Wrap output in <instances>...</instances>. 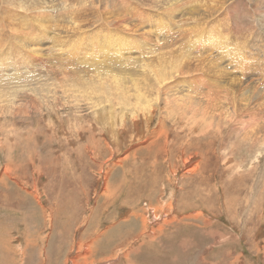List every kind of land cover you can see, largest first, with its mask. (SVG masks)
Instances as JSON below:
<instances>
[{
    "label": "rangeland",
    "instance_id": "obj_1",
    "mask_svg": "<svg viewBox=\"0 0 264 264\" xmlns=\"http://www.w3.org/2000/svg\"><path fill=\"white\" fill-rule=\"evenodd\" d=\"M30 1L0 0V58L8 61L9 53L29 57L31 50L16 42L20 30L40 45L36 54H41L34 65L28 60L25 72L4 75L0 66V78L7 81L0 83V100L5 92L14 94L10 88L18 84L17 104L12 105L22 106L11 113L0 110V264H264V148L256 166L247 165L254 148L231 130L239 119L243 127H253L258 140L264 139V113L258 114L264 108V0H194L197 8L211 13L195 14L199 29L192 32L185 29L194 23L179 17L183 21L167 38L160 30H168L169 22L153 1L46 0L49 7L38 18H33ZM181 1L186 9L188 0ZM110 8L121 12L129 31L111 25ZM202 36L243 50L244 58L231 61L235 53L220 48L221 43L209 51L199 41ZM168 50L176 55L173 64L156 62ZM185 54L194 57L184 60ZM96 72L105 78L116 75L125 84L145 77L155 102L162 80L160 92L174 88L173 93L197 106L205 86L210 87L208 97L215 94L211 82L218 80L220 112L212 114L208 128L201 132L197 125L193 131L186 128L191 112L182 114L172 105L154 155L143 149L147 144L123 137L113 145L102 125H88L92 117L84 98L77 100L78 119L73 111L54 110L71 99L62 92L64 86L74 92L87 89ZM188 84L192 94L184 90ZM33 85L50 90L33 94L26 90ZM243 88L252 91L247 101L239 99ZM45 93L51 99L43 104L36 98ZM235 101L241 109L235 110ZM65 113L73 129L61 130L58 122ZM154 113L151 126L158 124ZM224 152L233 158L229 164Z\"/></svg>",
    "mask_w": 264,
    "mask_h": 264
},
{
    "label": "bare ground",
    "instance_id": "obj_2",
    "mask_svg": "<svg viewBox=\"0 0 264 264\" xmlns=\"http://www.w3.org/2000/svg\"><path fill=\"white\" fill-rule=\"evenodd\" d=\"M18 1V0H17ZM30 1V0H29ZM98 1V0H97ZM138 1V0H137ZM149 1H153V2H156L157 4H159L160 8H159V12H162L168 22H169V25L166 26L168 27V30H160L162 32V36L167 38L168 34L170 33L169 31H171L172 29L176 28L178 26V23L180 24V21L182 20L183 21V18H179V17H184V19L186 21H188L186 24L188 23H194L192 25V27H189V28H186L185 30H190L191 32L192 31H196L198 30L199 28L196 27L197 25V17L195 14L197 15H200V14H205L207 16V14L211 13V9L210 8H201L199 5V8H197L196 6V2L194 3V0H189L187 1L188 2V5L186 7V9H183L182 5H181V0H149ZM47 1L46 0H31L30 3H31V7H29L31 10H33V18H38L39 16L38 15H42V17L44 16V14L46 13L44 8L48 5H45ZM95 2V1H94ZM107 2V1H106ZM187 2H184V3H187ZM110 3V2H109ZM139 3V1H138ZM17 4V3H16ZM47 4V3H46ZM45 5V6H44ZM108 5V3H107ZM110 5V4H109ZM147 5V3H146ZM145 5V6H146ZM214 5V4H212ZM148 6V5H147ZM205 6V5H204ZM206 6H209V5H206ZM49 7V6H48ZM111 7H113V4L111 5ZM18 8V7H17ZM115 8V7H114ZM213 8V6H212ZM111 11L109 12L110 13V16L108 17L107 20H110L111 22V25H114L116 28H121L124 27L126 28L125 31H129L127 30V26H125V20L124 19H121L120 18V14L121 12H116L113 10V8H110ZM134 8H130L129 10H132ZM181 12V13H180ZM185 16H188V17H185ZM211 16V15H210ZM41 17V18H42ZM206 18V17H204ZM212 18V16H211ZM46 20V19H45ZM184 20V21H185ZM41 21V20H39ZM105 21V20H104ZM176 23L177 22V25L176 26H173V22ZM37 22V20H36ZM42 23V22H41ZM17 24V23H16ZM108 24V23H106ZM109 25V24H108ZM110 26V25H109ZM130 26V25H129ZM189 26V25H188ZM133 27V25H132ZM148 27V26H147ZM164 27V26H163ZM18 28H20L18 26ZM131 28V26L129 27ZM118 29V30H119ZM143 29V28H142ZM116 30V29H115ZM21 32V35L20 36H17L18 40L16 42H20V45L23 44L24 47H26V49H30L31 51H29V57L26 56V55H20V58H17V57H14L11 55V53L7 54V59L8 61H4L3 58H0V66L1 65H4V75H8V73L10 72H14V73H17L19 71H22L23 69H28V64L31 63V61H28V60H32V65H34V58L36 57H39V55H41L40 53L39 54H36V51L39 49L38 47H40V45L38 46V43H36V41L34 42V44L31 42L28 41V39L26 38L27 37V33H24L22 30H20ZM173 32L175 31L172 30ZM169 32V33H168ZM202 32V31H201ZM204 32V31H203ZM15 33V32H14ZM17 34V33H16ZM15 34V35H16ZM40 34V33H39ZM193 34H196V33H193ZM209 34V33H208ZM35 35V34H34ZM32 35V36H34ZM38 35V34H36ZM124 35V34H123ZM189 35V34H188ZM187 35V36H188ZM97 36V35H96ZM190 36V35H189ZM193 36V35H192ZM197 36V35H195ZM28 37L29 34H28ZM37 37V36H36ZM132 37V36H131ZM158 37V36H157ZM194 37V36H193ZM199 37V36H198ZM206 37V39H205ZM86 38V37H85ZM159 38V37H158ZM202 39H199V41H204V43H207L209 46H208V50L210 51L211 49H213V47L215 45L218 44V46H220V43L219 41L217 40H212L211 38H209L208 36H202L201 37ZM16 39V38H15ZM39 39V38H38ZM80 39V38H79ZM91 39V38H90ZM111 39V38H110ZM161 39V38H160ZM32 40H35V38H33ZM93 40V39H92ZM109 40V39H108ZM81 41H82V38H81ZM86 41V40H85ZM124 41V40H123ZM96 42V40H95ZM133 43V42H132ZM83 44V43H82ZM88 44V43H87ZM113 44V43H112ZM202 44V43H201ZM222 47L220 48H226L229 53L232 55L234 52L235 55H232L231 56V61L233 60H236L240 63L241 59L244 58V51L241 50V49H238V50H234L233 48L232 49H228L227 48V45H223L221 43ZM114 46V44H113ZM125 46V45H124ZM169 46L171 45H165V48H169ZM180 46V45H179ZM178 46V47H179ZM194 46V45H193ZM253 46V45H252ZM32 47V48H31ZM42 47V46H41ZM91 47V46H90ZM181 47V46H180ZM20 48V47H19ZM95 48V47H94ZM118 48V47H117ZM133 48V47H132ZM183 48V47H182ZM211 48V49H210ZM42 49V48H41ZM93 49V48H92ZM44 50V49H43ZM107 50V49H106ZM113 50V49H112ZM27 51V52H28ZM83 51V50H82ZM115 51H120V49H117ZM202 51V50H201ZM20 52V51H19ZM182 52V51H180ZM22 53V51H21ZM203 53V52H202ZM206 53V52H205ZM218 54V52H217ZM229 54V55H230ZM69 55V54H68ZM83 55V54H82ZM187 59H185L184 57V60H189V58H193L192 56L190 55H187ZM200 55V54H198ZM213 55V54H212ZM211 55V57H212ZM16 56V55H15ZM47 56V55H46ZM175 54L172 50H168L166 52H163L161 53L157 58H156V62H160L161 65L164 63V65L168 64V62H171L173 64V61H174V58H175ZM197 56V55H196ZM235 56V58H234ZM249 56V55H247ZM148 57V56H147ZM146 57V58H147ZM189 57V58H188ZM198 57V56H197ZM201 57V56H200ZM204 57V56H203ZM208 57V55H207ZM219 57L220 58H223L222 56H220V53H219ZM99 58V57H98ZM229 58V57H228ZM258 58V57H257ZM150 59V58H148ZM201 59V58H200ZM207 59V58H205ZM194 60V59H192ZM198 60V59H197ZM204 59H202L203 61ZM208 60L211 61V59L208 58ZM215 60L217 61V59L215 58ZM168 61V62H167ZM213 61V60H212ZM211 61V62H212ZM151 62H153V60H151ZM189 62V61H188ZM188 62H185V63H188ZM218 62V61H217ZM221 62V61H220ZM258 62V61H257ZM97 63V62H96ZM148 63H150V60L148 61ZM155 63V62H154ZM184 63V64H185ZM192 63V62H191ZM198 63V61H197ZM208 63V62H206ZM237 63V65L239 64ZM151 64V63H150ZM150 64H146L147 69L150 70L151 69V65ZM194 64V63H193ZM200 64V63H199ZM222 64V63H221ZM242 64V63H241ZM245 67H248L246 65V63H243ZM106 65V64H105ZM178 65V64H177ZM214 65V63H213ZM235 65V64H234ZM58 66V65H57ZM109 66V65H108ZM143 66V64H142ZM169 66V65H168ZM203 66V65H202ZM232 66V64H231ZM153 67V66H152ZM218 67V65L216 66ZM222 67V65H221ZM95 68V67H94ZM102 68V67H101ZM104 68V67H103ZM111 68V67H110ZM144 68V67H143ZM244 68V67H243ZM25 69V70H26ZM57 69V68H56ZM100 69V68H99ZM106 71H107V68H105ZM142 69V68H141ZM203 69V68H202ZM215 69V68H214ZM234 69V68H233ZM232 69V70H233ZM236 69V68H235ZM234 69V70H235ZM102 70V69H101ZM217 70V69H216ZM218 70H219V67H218ZM2 71V70H1ZM66 71V70H65ZM100 71V70H99ZM110 71V70H109ZM144 71V70H143ZM169 71V70H168ZM201 71V69H200ZM23 72H25L23 70ZM142 72V71H141ZM146 72V71H145ZM174 72V71H173ZM203 72V71H202ZM211 72V71H210ZM27 73V72H26ZM66 73V72H65ZM97 76L95 79H92L90 81V83L88 84L89 85V88L87 89H80L76 92L74 91H71L70 89L66 88L64 85L63 87V90L62 92L69 98H71L73 100L69 102L66 101V103H60L58 102V106H56L54 108L55 112H57L58 109L62 108L64 109V112L65 110L67 109L70 110V111H73L74 112V115L75 117L78 119L80 115H78L77 111H80V107H79V103L77 102V100L79 99V97H82L86 100V105L88 106L87 109L89 108L90 111H89V115L90 117H92V120H90L92 123H89L88 121V125L90 126H96V127H99V124L103 126V131L106 135V140L108 139L110 141V143H112L113 145H120V142H119V139L121 137H123V139L127 138L128 143H131L133 142L134 144H147L145 147H143V149L145 148V150L147 151H151L152 155L156 154L157 153V149H159L158 146H160L159 144L156 145L158 143V137H160L159 135L161 133H163V128L165 126V119H169V113H170V110L172 111L171 107L172 105L175 107L174 110L176 109L178 111L179 107L181 108L182 110V114H184L185 112L187 111H190L191 112V115L190 117L188 118L187 121L188 122V126L186 127L187 129H190V130H193L194 131V127L199 125V131L202 132L203 129L208 128L209 124L212 123L211 121V116L212 114L215 112V111H219V109H217L218 107L216 106V102L219 98L218 96V86L220 85V81L218 80H215L213 83L211 82L212 84V88L214 90V95L212 97H208L209 94H208V89L210 87L208 86H205V89L206 91H204L205 93L203 95V97H200L199 98V106H197V104L195 105H192L191 103H186L185 102V98L178 92H172V91H168L169 93L165 92V91H162L160 92V84L163 82L162 80L159 81L160 84H157L156 85V89H155V99H156V102L160 101L158 104H155L156 102L153 101L152 98L149 97V94H150V91H151V87H150V82L148 81V79H146L145 77H142V81L140 83L138 82H132V79H130V81L128 83L125 84L124 81H122L119 77H117L116 75H110L108 74V77H103L101 75V73H103L101 71V73L99 72H96ZM152 73V71L150 72V74ZM181 73V72H180ZM193 73V72H192ZM219 74L222 75V73L220 71H218ZM29 74V73H28ZM67 74V73H66ZM114 74V73H112ZM149 74V71L148 73ZM146 74V75H147ZM182 74V73H181ZM201 74V73H200ZM26 75V74H24ZM24 75H20L21 78L22 76ZM69 75V74H68ZM67 75V76H68ZM142 75V74H141ZM20 76H17V77H20ZM160 76V75H159ZM171 76V75H169ZM67 78V77H66ZM70 78V77H68ZM78 78V77H77ZM155 78V77H154ZM204 78V77H203ZM209 78V77H208ZM212 78V77H211ZM61 79V77H60ZM199 79V78H198ZM6 81V79H2L0 78V83L2 81ZM26 80V79H25ZM62 80V79H61ZM65 80V77L64 79ZM71 80V79H70ZM77 80V79H76ZM90 80V79H89ZM185 80V79H184ZM22 81V80H21ZM66 81V80H65ZM64 81V82H65ZM176 81V80H175ZM7 82V81H6ZM70 82V81H69ZM85 82V80H84ZM89 82V81H87ZM62 83V82H61ZM61 83H59L58 85H60ZM150 85H149V84ZM68 84V83H67ZM70 84V83H69ZM74 84V83H73ZM77 84V83H76ZM84 84V83H83ZM131 84V85H129ZM167 84V83H166ZM169 84V83H168ZM167 84V85H168ZM181 84V83H179ZM24 85V84H23ZM145 85H148V86H145ZM177 85V83H176ZM19 85L17 84L16 85V89H14L13 87L10 88V91L11 93L19 90L20 87H18ZM21 86V84H20ZM34 86V85H33ZM73 86V85H71ZM171 86V85H170ZM188 86L190 87H186L184 90L185 91H189V94H192V89H191V86L192 84H188ZM231 86V85H230ZM240 84L238 83V85H236L237 88H239ZM52 87V86H51ZM69 87V85H68ZM87 87V86H86ZM229 87V86H228ZM56 88V87H55ZM74 88H77L76 86ZM224 88V87H223ZM226 88V87H225ZM253 88V87H251ZM49 89V88H47ZM46 88H42L41 86H34V87H26V90L30 91L31 93L33 94H40L41 92L40 91H47ZM59 89V88H58ZM61 89V88H60ZM163 89V88H162ZM167 89V87H166ZM249 89V88H248ZM247 89V90H248ZM50 90V89H49ZM75 90V89H74ZM229 90V89H228ZM237 90V89H236ZM246 89H241L240 92H239V96L241 98L240 101H247V98L248 96H250V92H252L251 90L249 91V94L247 92ZM261 90V89H260ZM264 90V88H263ZM227 91V89H226ZM257 91V90H256ZM5 92V91H3ZM258 92H261V91H258ZM2 93V92H1ZM6 93L8 92H5V95L2 96L4 98H2V100H0V110L2 111H5L6 112H9L11 113L13 110H16V109H19L21 110V107L18 106V105H12V104H15L16 103V100L14 101L15 97H14V94L12 95H6ZM264 93V92H263ZM9 94V93H8ZM30 94V93H29ZM53 94V93H52ZM57 94V93H56ZM238 94V92H237ZM248 94V95H247ZM55 95V94H54ZM257 95V94H256ZM262 95V93H261ZM51 96V95H50ZM49 95H46L45 93V96L43 95H38L37 96V100L40 102V103H43L45 104L46 102H48L51 98H50ZM192 96V95H190ZM235 96V94L233 95ZM233 96H231V99L233 98ZM60 99L61 97L58 96ZM64 97V96H63ZM194 97V96H193ZM236 97V96H235ZM252 96H250L251 98ZM257 98V97H256ZM260 98V97H259ZM258 98V99H259ZM17 99V98H16ZM68 99V98H67ZM236 99V98H235ZM257 99V101H258ZM262 99V98H261ZM260 99V100H261ZM264 99V97H263ZM56 100V99H55ZM62 100V99H61ZM250 100V99H249ZM253 100V99H251ZM58 101V100H57ZM63 101V100H62ZM228 101V100H227ZM231 101V100H230ZM80 102V101H79ZM155 102V103H154ZM229 102V101H228ZM236 102V101H235ZM253 102V101H252ZM263 102V100L261 101ZM153 103L155 104L156 108H151ZM232 103V102H231ZM246 103V102H245ZM243 103V104H245ZM17 104V103H16ZM35 100H31L30 101V106L35 108ZM57 104V103H56ZM84 104V103H82ZM252 104V103H251ZM260 104V103H258ZM49 105V104H47ZM222 105V103H221ZM220 105V106H221ZM228 105V104H227ZM236 105H237V108L235 110H237L238 108L241 109V102H236ZM246 105V104H245ZM244 105V106H245ZM249 105V103H248ZM262 105V104H261ZM260 105V106H261ZM9 106H13L12 109H9ZM154 106V107H155ZM254 106V105H253ZM264 106V105H263ZM225 109V107H223ZM222 108V109H223ZM235 108V107H234ZM221 109V108H220ZM227 109V108H226ZM251 109V108H250ZM256 109V108H255ZM53 110V109H52ZM173 110V112H174ZM229 110V109H228ZM246 110V109H245ZM249 110V109H248ZM223 111V110H222ZM224 111H227V110H224ZM223 111V113H224ZM230 111V110H229ZM247 111V110H246ZM250 111V110H249ZM155 112V113H154ZM176 112V111H175ZM180 112V111H179ZM220 112V111H219ZM155 114V116L157 117V121H158V124H152L153 120H152V114ZM253 113V112H252ZM264 113V108H260L258 110V114L259 115H262ZM16 114V113H14ZM18 114V113H17ZM58 114V113H56ZM61 114H63V112H61ZM66 114V113H65ZM172 114V113H171ZM229 114V113H228ZM176 115V114H175ZM188 115V116H189ZM223 115V114H222ZM226 115V113H225ZM235 115V114H234ZM253 115V114H252ZM187 116V117H188ZM214 116V115H213ZM229 116V115H227ZM247 116V114H246ZM68 115L66 114L64 117H63V121L64 119L67 121L65 123L62 124V122H58L60 124V127H61V130H62V127H69L70 126V123H69V120H68ZM155 117V118H156ZM181 117V116H180ZM216 117V115H215ZM221 117V116H220ZM219 117V118H220ZM230 117V116H229ZM228 117V118H229ZM255 117V116H254ZM258 118L260 116H257ZM154 118V119H155ZM174 118V117H173ZM179 118V117H177ZM217 118V119H219ZM223 118V117H222ZM225 118V117H224ZM223 118V119H224ZM227 118V117H226ZM227 118V119H228ZM232 118V117H230ZM256 118V119H258ZM60 119V118H59ZM221 119V118H220ZM219 119V120H220ZM235 119V118H233ZM242 119V118H241ZM262 119V118H261ZM264 119V118H263ZM181 120V118H180ZM179 120V122H180ZM231 120V119H230ZM251 120H254L253 118H251ZM250 120V121H251ZM183 121V120H182ZM185 121V120H184ZM211 121V122H210ZM229 121V120H228ZM227 121V122H228ZM79 122V121H78ZM232 122V120L230 121ZM243 121H240L239 119H237V121L232 124H234L232 127H231V130L233 129L234 132H238L240 133V136L242 137V139H246L247 140V145L254 148V150L252 151V153L249 155V159H248V163L247 165L251 166L252 164L254 166L255 165V162L260 158V154H261V149H263L264 147H262V145H264V139L262 138V140H258L257 138L258 137H255L254 135V129L251 125H247L245 127H243ZM255 122V121H254ZM262 122V121H261ZM259 122H257L256 124H258ZM218 124V123H217ZM260 124V123H259ZM263 124H264V121H263ZM47 125V124H46ZM49 125V124H48ZM231 125V124H230ZM229 125V126H230ZM80 128L84 129L85 127V124H81L79 125ZM101 127V126H100ZM179 127V126H178ZM183 127V126H182ZM69 128H72L71 126ZM95 128V127H94ZM256 128V127H255ZM261 128L262 127V124H261ZM73 129V128H72ZM75 129V127H74ZM86 129V128H85ZM101 129V128H99ZM177 129V128H176ZM189 130V131H190ZM64 131V130H63ZM19 132V131H18ZM192 132V131H191ZM236 132V133H237ZM90 133V132H89ZM93 133V132H92ZM97 133V132H96ZM190 133V132H189ZM194 133V132H192ZM14 134V133H13ZM259 134V133H258ZM239 136V137H240ZM168 137V136H167ZM260 137V136H259ZM162 138V137H160ZM105 140V141H106ZM136 140V141H135ZM190 140V139H189ZM136 142V143H135ZM100 143V142H99ZM106 144V143H104ZM110 145V144H109ZM157 146V149H156V146ZM106 146V145H105ZM109 147V146H108ZM112 148V147H111ZM155 148V149H154ZM109 150V149H108ZM112 150V149H111ZM228 151V150H227ZM12 152V151H11ZM134 153V152H133ZM11 154V153H10ZM181 154V153H180ZM224 158L225 160L227 161L226 164H229L233 159L231 158V156H229L228 152H224ZM264 155V154H263ZM125 158V157H124ZM223 159V158H222ZM263 159V160H262ZM30 160V158H29ZM155 160V158H154ZM243 160V159H242ZM241 161V160H240ZM183 162H187V161H183ZM242 163V162H241ZM260 163H264V156L260 159ZM33 164V163H32ZM185 164V163H184ZM245 165V164H244ZM34 166V164H33ZM237 166V165H236ZM234 166V168L236 167ZM241 166V165H240ZM238 166V167H240ZM237 169V168H236ZM40 170V169H39ZM111 170V169H110ZM4 173L5 175L7 176V170L5 169L4 170ZM251 175V174H250ZM263 181V180H262ZM107 190V189H106ZM105 193V192H104ZM255 203V202H254ZM128 214V213H127ZM133 216V214H132ZM92 230V229H91ZM119 230V228L117 229V231ZM92 244H94L92 242ZM73 260V259H72ZM73 263H74V260H73Z\"/></svg>",
    "mask_w": 264,
    "mask_h": 264
}]
</instances>
